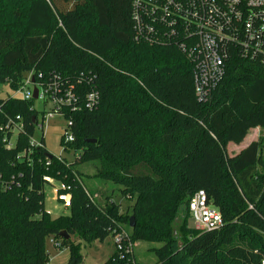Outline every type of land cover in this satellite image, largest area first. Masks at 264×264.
Masks as SVG:
<instances>
[{"label": "trees", "instance_id": "trees-1", "mask_svg": "<svg viewBox=\"0 0 264 264\" xmlns=\"http://www.w3.org/2000/svg\"><path fill=\"white\" fill-rule=\"evenodd\" d=\"M29 72L37 86H71L74 100L59 113L67 120L60 142L79 153L72 162L52 155L44 166V147L26 151L34 99L0 97V125L15 115L23 124L11 148L4 141L9 132L0 129V264H47L49 239L68 247L67 264H78L80 244L71 236L102 242L121 230L123 256L112 251L102 264H139L136 242L159 243L154 264L264 263V137L226 152L249 129L264 128L261 60L232 55L203 103L194 94L192 65L173 42L134 38L131 0H0V85L17 89ZM89 92L96 94L90 108ZM83 162H96V176L131 201L132 228L110 194L92 199L78 177ZM46 177L69 186L68 216L45 210ZM197 190L223 224L188 228L186 209L177 249L174 218Z\"/></svg>", "mask_w": 264, "mask_h": 264}, {"label": "built area", "instance_id": "built-area-1", "mask_svg": "<svg viewBox=\"0 0 264 264\" xmlns=\"http://www.w3.org/2000/svg\"><path fill=\"white\" fill-rule=\"evenodd\" d=\"M131 19L135 39L149 44L173 42L182 51L192 65L194 94L199 102L210 99L232 55L259 59L264 63V0H131ZM33 87L37 88L36 98H47L51 102V107L42 111L48 115L61 113L60 110L74 100L71 86L61 88L55 81L46 86H37L31 72L25 74L22 83L12 90L11 95H7L29 100ZM85 102L86 107H92L96 94L89 92ZM33 124L36 126L37 119H33ZM22 128L20 115L9 117L0 125V129L9 132L4 137L7 148L14 146ZM37 128L42 129L41 123ZM13 134L15 138H12ZM72 139V135L64 138L66 142ZM27 145L29 155L33 154L34 149L45 148L42 133L38 137L33 133ZM47 154L50 153L47 151L45 155L44 166L50 164ZM36 161L41 163V159ZM46 180L53 185L52 178L46 177ZM69 189L62 183L56 187V200L65 208L70 206ZM186 209L195 229L200 232L217 230L223 224L219 211L207 202L203 190L195 191L188 198ZM126 237L124 230L112 237L113 251L118 252L120 257L123 256V240ZM48 241L56 245L51 239ZM131 250V244L127 245L125 252Z\"/></svg>", "mask_w": 264, "mask_h": 264}, {"label": "rangeland", "instance_id": "rangeland-1", "mask_svg": "<svg viewBox=\"0 0 264 264\" xmlns=\"http://www.w3.org/2000/svg\"><path fill=\"white\" fill-rule=\"evenodd\" d=\"M7 94L11 95L12 90L8 87L7 83L0 85V97L4 98ZM51 107V102L46 98L41 100L34 99L33 108L37 111L35 126V137L42 133L43 141L47 151L56 157L64 158L67 162H72L79 151H74L71 148L65 149L64 145L60 142V137L66 132L65 127L67 124L66 118L58 113L48 115L46 111ZM41 123L42 129L39 130L37 125ZM264 137V128L254 127L248 130L246 136L240 143H228L226 152L228 155L237 153L242 146L248 141L255 140L258 137ZM12 138H15L13 134ZM262 160H264V148L260 152ZM96 162H83L76 164L79 171L78 177L84 187L92 194L93 200H102L110 194L111 199L120 205V212L126 213L129 217L132 216L130 205L131 201L124 198L116 185L111 180H102L96 176L97 174ZM53 185L46 183L43 187L44 194V208L49 213V216L55 218L57 216H68L70 213L69 208H65L59 201L56 200V187L59 182L53 181ZM187 217L185 202L179 208L174 221H173V237L177 249L181 248L183 233L180 229L181 222ZM186 224L188 228L194 229V223L190 217H187ZM130 227V226H129ZM71 241L80 244L81 262L78 264H102L106 261L114 249V240L111 236L106 237L102 242L93 240L90 243L78 239L76 236L70 237ZM58 243L61 241L57 240ZM159 243L156 242H136L133 246L134 256L139 264H154L156 257L152 248L158 247ZM46 251L48 253L47 264H67L69 260V250L67 246L62 248L47 241Z\"/></svg>", "mask_w": 264, "mask_h": 264}, {"label": "water", "instance_id": "water-1", "mask_svg": "<svg viewBox=\"0 0 264 264\" xmlns=\"http://www.w3.org/2000/svg\"><path fill=\"white\" fill-rule=\"evenodd\" d=\"M37 97V88L33 87L32 89V98L35 99ZM87 142H94V140H87ZM51 154H47L48 158H51ZM129 226L132 228L134 226V217L131 216L129 220ZM59 237L61 238H68L69 235L66 233V231H60L59 232ZM70 264H74V262H71Z\"/></svg>", "mask_w": 264, "mask_h": 264}, {"label": "crops", "instance_id": "crops-1", "mask_svg": "<svg viewBox=\"0 0 264 264\" xmlns=\"http://www.w3.org/2000/svg\"><path fill=\"white\" fill-rule=\"evenodd\" d=\"M251 141H252V140H251ZM251 141H248V142L250 143ZM249 143H246L244 146H242V148H244V147H245L247 144H249ZM242 148H241V149H242ZM241 149H240V150H241ZM240 150H239V151H240ZM239 151H238V152H239Z\"/></svg>", "mask_w": 264, "mask_h": 264}]
</instances>
